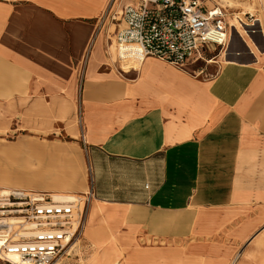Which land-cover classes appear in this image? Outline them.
<instances>
[{"label": "crops", "instance_id": "1", "mask_svg": "<svg viewBox=\"0 0 264 264\" xmlns=\"http://www.w3.org/2000/svg\"><path fill=\"white\" fill-rule=\"evenodd\" d=\"M110 2L0 0V111L14 112L22 131L64 127V116L69 119L74 112L76 81L87 74L79 105L97 194L112 204L136 207L133 211L186 210L200 187L205 144L216 167L224 165L230 140L216 135L218 124L229 131L250 118L264 128V66L225 58L227 63L212 79L198 80L180 67L148 57L139 70L121 72L116 66L102 72L100 26ZM231 27L246 40L244 26ZM261 32L264 35V29ZM250 46L259 60V49ZM131 73L137 77L128 78ZM8 96L14 98V106L4 100ZM12 121L0 118V127ZM232 185L223 166L216 170V194L199 201H231ZM117 208L121 214L128 210ZM252 225L244 224L242 233ZM229 253L219 250L218 261H227Z\"/></svg>", "mask_w": 264, "mask_h": 264}, {"label": "rangeland", "instance_id": "2", "mask_svg": "<svg viewBox=\"0 0 264 264\" xmlns=\"http://www.w3.org/2000/svg\"><path fill=\"white\" fill-rule=\"evenodd\" d=\"M122 1L126 0H116V6L120 7ZM203 2L210 8L221 7L228 23L237 17L238 25L247 31L246 40L250 44L233 31L227 51L218 48L208 55L211 62L200 60L181 69L192 78L210 80L227 63L225 58L240 63L255 61L264 66V35L261 32L264 29V0ZM104 23L101 24L104 62L99 70L108 72L117 66L115 43L109 42L108 36L112 34L107 33L109 26L112 31L115 26L111 19ZM250 45L259 49V60ZM84 74L76 81L77 95L72 101L74 112L69 119L64 116V127L56 125L50 129L39 127L22 131L16 125L14 112L0 111V118L13 120L11 126L0 127V179L14 187L22 185L50 193L61 191L76 198L88 197L83 237L65 264H94V257L99 259L97 264H232L243 249L245 255L239 256L237 264H264V214L259 215L264 208V199H261L264 197V128L250 118L242 119L229 131L223 130L221 123L218 124L220 127L216 125L220 133L215 134L230 140L223 166L232 176L234 198L231 201L214 198L209 203L199 201L204 200L203 196L216 194V170L223 167H216L209 145L205 144L200 187L188 209L158 212L137 208L139 211H126L128 214H121L119 210L116 214L94 213L93 205L128 210L136 207L112 204V200L100 198L95 191L94 161L92 152L85 146L80 117V97L88 77ZM136 77L134 73L128 75L131 79ZM3 98L7 104L8 101L11 103L8 105L14 106L13 97ZM58 106L62 109L64 104ZM59 117L64 118L62 113ZM30 163H36L37 167L28 168ZM247 222L254 225L243 234ZM218 249L230 251L227 261H218ZM0 264L5 263L0 260Z\"/></svg>", "mask_w": 264, "mask_h": 264}, {"label": "built area", "instance_id": "3", "mask_svg": "<svg viewBox=\"0 0 264 264\" xmlns=\"http://www.w3.org/2000/svg\"><path fill=\"white\" fill-rule=\"evenodd\" d=\"M107 19L115 26L113 31L109 26L107 33L112 34L108 40L115 43V64L121 72L137 69L134 65H142L148 57L180 68L209 62L208 55L218 48L227 51L232 39L223 9L207 7L203 0H137L120 7L113 0L101 24ZM87 202L88 197L55 201L48 192L0 188V260L65 264L83 237Z\"/></svg>", "mask_w": 264, "mask_h": 264}, {"label": "bare ground", "instance_id": "4", "mask_svg": "<svg viewBox=\"0 0 264 264\" xmlns=\"http://www.w3.org/2000/svg\"><path fill=\"white\" fill-rule=\"evenodd\" d=\"M223 3V2H222ZM230 24L231 26L232 25H235L237 26L238 25V18L237 17H233L230 19ZM114 54V53H113ZM115 54H116V50H115ZM212 60H209V62H211ZM215 63V62H214ZM138 70L140 69L139 68V64H135L134 65ZM127 68V67H126ZM27 167L32 169V168H36L37 165L36 163H30V164H27ZM14 186H11L7 180L5 179H0V188H3L5 190H9V189H12ZM16 187H23L22 185H16ZM15 188V187H14ZM52 197L55 201H71V200H75L76 196L73 195V194H68V193H64V192H61V191H56L54 193H52ZM92 212H101V213H109V214H116L118 212V209L116 208H109L107 207L106 205H93L92 208H91ZM125 214H128L126 213V210L124 211ZM128 212V210H127ZM133 210H129V213H132ZM251 240V239H250ZM241 255H245L244 253V249L241 250L240 254L238 256H236V258L231 262L232 264H237V261L239 259V256ZM107 257V256H105ZM12 258H15V257H12ZM105 261V260H104ZM99 262V259L94 257L93 259V263L94 264H97ZM107 262V260L105 261V263Z\"/></svg>", "mask_w": 264, "mask_h": 264}]
</instances>
